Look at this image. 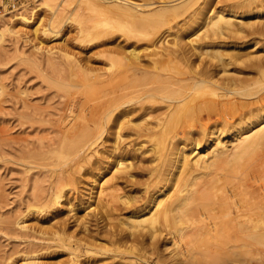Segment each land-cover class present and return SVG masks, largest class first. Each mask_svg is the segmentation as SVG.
Masks as SVG:
<instances>
[{
	"label": "bare ground",
	"instance_id": "bare-ground-1",
	"mask_svg": "<svg viewBox=\"0 0 264 264\" xmlns=\"http://www.w3.org/2000/svg\"><path fill=\"white\" fill-rule=\"evenodd\" d=\"M56 1H32L38 3L29 17L23 11L17 15L10 11L9 23L28 27L39 13L52 10ZM83 6L94 14L104 8L122 14L138 4L81 0L76 12ZM154 7L146 11L151 19L156 17L147 23L152 37L145 50L151 51L143 56L113 51L125 59L126 70L116 76L89 77V100L76 98L64 103L68 111L64 131L63 126L56 131L59 136L50 139L44 153L38 155L60 151V157L75 164L65 161L62 165L68 168L60 171L52 165L55 182L51 199L32 209L59 204L66 187L63 179L72 178L71 172L86 163L96 166L100 161L92 162V157L105 155L109 171L107 176L90 180L89 199L94 198V209L99 211L95 226L100 221L118 223L90 239L78 236L74 243L63 241L58 229L51 230L53 238L50 235L49 240L68 248L71 255L79 249L89 255L111 252L126 260L125 264H144L139 261L144 251L157 255L156 264H192L188 262L194 256L191 246L199 241L264 245V103L257 105L264 100V92L255 88L261 87L258 83L264 77V54L257 55V44L251 38L264 37V0H181ZM188 11L189 20L198 28L189 25L186 35L179 31L171 47H163L160 28L171 17ZM252 15L255 18H250ZM81 21L80 34L90 32ZM100 22L109 21L96 25ZM120 27L132 39L144 32L133 25ZM203 120L207 122L199 138L189 137L192 125ZM106 127L114 131V139L111 149L103 154L97 147ZM123 137L128 141H121ZM142 155L147 157L144 161L139 159ZM29 157L30 151L25 159ZM78 159L85 164L81 166ZM65 205L71 207L68 198ZM89 224L82 220L83 231L89 232ZM146 246L151 251H146ZM221 258L209 264L237 263L232 255L227 260ZM34 260L25 264H38ZM69 262L78 261L71 258Z\"/></svg>",
	"mask_w": 264,
	"mask_h": 264
},
{
	"label": "rangeland",
	"instance_id": "rangeland-1",
	"mask_svg": "<svg viewBox=\"0 0 264 264\" xmlns=\"http://www.w3.org/2000/svg\"><path fill=\"white\" fill-rule=\"evenodd\" d=\"M80 1L57 0L52 10L39 13L28 27L16 22L9 23L8 18H12L13 13L10 14L6 9L0 10V264H25L29 259H35L38 264H70L71 258L78 261L76 264L128 263L126 260L124 262L118 257H113L111 252L100 251L89 255L79 249L74 250L71 255L66 247L69 242L74 243L78 236L89 238L96 233L103 234L104 229L109 230L118 223L116 220L100 221L95 226V215L99 211L94 209V198L89 199L90 180L107 176L109 171L105 155L92 157V162L96 159L100 161L96 166L82 163L78 159L81 166L85 165L77 172L72 171L70 175L72 178L66 176L67 178L63 179L66 187L59 204L36 211L32 208L36 207L38 202H47L51 199L52 186L55 182L51 173L54 168L55 171L66 170L68 168L66 164H75V161L71 163L69 158L60 157V151L48 153L46 156L38 154L43 152L42 149H46L50 139L59 136L56 131L59 132L62 126L61 131H64V119L68 115V111L64 110L66 104L77 99L89 100L91 96L89 77L116 76L126 70L125 59L112 54L113 51L125 50V54L130 56H143L151 51L145 50L146 42L152 37L150 36L152 31L147 23L155 21L156 17L152 20L146 11L154 6L157 8L175 5L181 0L173 2L126 0L138 4V7L122 14L105 8L94 14L83 6L79 9V17L76 9ZM37 3L24 0V5L13 11L14 15H17L18 11H23L24 15L29 17L30 11ZM6 13L9 14L2 16ZM189 13L188 11L186 15L171 17L168 23L160 28L158 33L163 36L162 39L165 38L163 47H171L170 43L179 31L186 35L191 30L189 25H192V29L198 28V24L193 26L189 20ZM250 18L255 16L252 15ZM80 21L85 24L84 26L88 25L87 31H90L88 32L90 36L88 33L84 34L85 32L81 33L85 36L80 34ZM99 21L109 22L108 24L100 22L101 24L96 25ZM121 25H133L144 32L139 34L140 38L132 39L128 37L126 30L121 29ZM251 38L254 39L252 42L257 44L255 46L257 55H263L264 37L256 35ZM63 52L67 56H64ZM110 56L114 57L109 59ZM73 63L79 64L87 71H82ZM175 66L181 69L179 64ZM85 74L86 77L83 76ZM259 81L261 87L256 85L255 88L262 93L264 77ZM263 101L257 105H261V102L263 104ZM206 122L207 120H203L201 123L193 124L189 137L199 138L202 125ZM113 133L114 131L108 127L103 129L97 147L100 153L107 154L111 149ZM121 134L124 136L126 132L123 131ZM121 141L126 142L128 139L123 137ZM28 151L31 158L25 159ZM146 158L143 155L139 156L142 161ZM64 163L66 164L62 165ZM38 164L46 167L41 168ZM94 192L95 189L91 191L93 194ZM67 198L71 207L65 205ZM71 208L73 211L68 212ZM98 216L99 214L96 217ZM84 218L90 221L89 232L83 231L81 227ZM103 224L108 225L103 227ZM54 229H58L63 241L69 240L64 244L67 249L61 248L59 242L49 240L50 235L52 236L51 230ZM160 243L158 252L161 254L163 246ZM191 248L194 256L191 255L188 262L192 264H209L216 257L227 260L231 255L237 261L236 264H264L262 244H245L234 240L217 243L210 239L196 242ZM145 250L151 251L148 246ZM141 254L143 258L139 260L140 262L156 264L158 258L156 254L144 251Z\"/></svg>",
	"mask_w": 264,
	"mask_h": 264
},
{
	"label": "built area",
	"instance_id": "built-area-1",
	"mask_svg": "<svg viewBox=\"0 0 264 264\" xmlns=\"http://www.w3.org/2000/svg\"><path fill=\"white\" fill-rule=\"evenodd\" d=\"M30 1H36V0H30ZM24 3V0H0V10L6 9V11H14L18 9L22 4Z\"/></svg>",
	"mask_w": 264,
	"mask_h": 264
}]
</instances>
